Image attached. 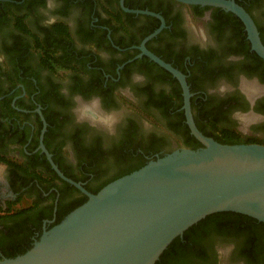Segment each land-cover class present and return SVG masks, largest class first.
Returning a JSON list of instances; mask_svg holds the SVG:
<instances>
[{
	"label": "flooded vegetation",
	"instance_id": "obj_1",
	"mask_svg": "<svg viewBox=\"0 0 264 264\" xmlns=\"http://www.w3.org/2000/svg\"><path fill=\"white\" fill-rule=\"evenodd\" d=\"M236 1L264 45V0ZM143 42L185 77L201 133L233 129L264 145V59L232 13L176 0H0V260L86 197L47 155L93 194L193 137L179 81ZM227 213L238 214L182 235L191 264H264V229L225 226Z\"/></svg>",
	"mask_w": 264,
	"mask_h": 264
},
{
	"label": "water",
	"instance_id": "obj_2",
	"mask_svg": "<svg viewBox=\"0 0 264 264\" xmlns=\"http://www.w3.org/2000/svg\"><path fill=\"white\" fill-rule=\"evenodd\" d=\"M176 1L232 13L243 23L251 49L264 59L253 19L235 0ZM141 50L179 81L186 123L202 147L176 149L96 194L65 178L47 155L58 176L87 201L25 253L0 264H155L173 240L213 213H238L264 224V145H226L203 135L192 118L185 77L149 53L144 42Z\"/></svg>",
	"mask_w": 264,
	"mask_h": 264
},
{
	"label": "trees",
	"instance_id": "obj_3",
	"mask_svg": "<svg viewBox=\"0 0 264 264\" xmlns=\"http://www.w3.org/2000/svg\"><path fill=\"white\" fill-rule=\"evenodd\" d=\"M236 3L239 4L238 1H236ZM208 117H209V115H206V118H208ZM209 123L212 126V128H215L216 125H215V122L213 120H211V121L209 120ZM201 131L204 135L212 137L216 142H218L220 144H226V145L256 144V141H257L255 138H252V137H244L233 129H221V128L216 127V129L212 130L213 133H211V134L204 133L203 129H201ZM183 145L185 148H189V149H197V148L202 147V145L196 139H194L192 136H186L183 140ZM144 165L145 164H142V165L136 167L135 169H133L131 171L128 170L127 174H129L135 170H138L139 168H141ZM117 178H115V179H117ZM115 179L108 181L107 183L98 187L95 191H92V193L96 194L105 185L114 181ZM86 201H87V198L84 197L82 199V201L76 202L75 205H73L72 208L69 209L65 215L57 218L56 225L59 224L65 218V216L67 214L71 213L74 209H76L77 207H79L80 205L85 203ZM227 215L231 216L230 219H232V221H228V223L225 226H228L231 228H236V227L245 225L246 229L250 228V227H259V228L264 229L263 223H259L256 220L252 219L251 217L241 215V214H232V213H227ZM203 225H204V220H202V221L198 222L197 224L193 225L192 227H190L184 233V235H183L184 238H186L188 236H192V234L196 232V229H198L199 227H201ZM251 244H252L251 247H255L254 242H251ZM183 247L184 246L182 245L181 238H176L175 240H173L171 242V244L167 247V249L163 252V254L160 256L159 260L155 264H187V263L191 264V260L193 259V254L190 251H185V249H183ZM26 251L22 252L21 254L25 253ZM9 257L13 258L15 256L10 255Z\"/></svg>",
	"mask_w": 264,
	"mask_h": 264
},
{
	"label": "clouds",
	"instance_id": "obj_4",
	"mask_svg": "<svg viewBox=\"0 0 264 264\" xmlns=\"http://www.w3.org/2000/svg\"><path fill=\"white\" fill-rule=\"evenodd\" d=\"M221 255H222V256L224 255V252H223V251L221 252Z\"/></svg>",
	"mask_w": 264,
	"mask_h": 264
}]
</instances>
